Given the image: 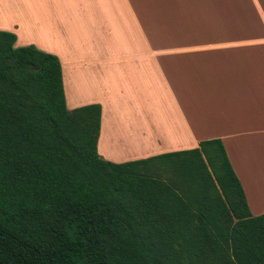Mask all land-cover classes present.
Instances as JSON below:
<instances>
[{
  "label": "trees",
  "instance_id": "trees-1",
  "mask_svg": "<svg viewBox=\"0 0 264 264\" xmlns=\"http://www.w3.org/2000/svg\"><path fill=\"white\" fill-rule=\"evenodd\" d=\"M0 30V264H264L219 138L126 162L101 105L66 106L59 58Z\"/></svg>",
  "mask_w": 264,
  "mask_h": 264
},
{
  "label": "crops",
  "instance_id": "crops-1",
  "mask_svg": "<svg viewBox=\"0 0 264 264\" xmlns=\"http://www.w3.org/2000/svg\"><path fill=\"white\" fill-rule=\"evenodd\" d=\"M263 1L16 0L15 13L0 0V30L16 35V47L33 44L50 53L43 38L66 36L61 50L51 49L61 63L66 106L101 105L97 150L103 159L126 162L219 138L251 213L258 215L264 212L256 200L264 201V181L255 176L261 144L255 138L264 133V61L256 60L253 45L264 36ZM80 7L95 13L90 26L98 25L99 36L76 54L68 25ZM118 10L136 29L130 43L114 48L102 30L118 20ZM26 35L40 37L21 40ZM84 51L92 56H82Z\"/></svg>",
  "mask_w": 264,
  "mask_h": 264
},
{
  "label": "rangeland",
  "instance_id": "rangeland-1",
  "mask_svg": "<svg viewBox=\"0 0 264 264\" xmlns=\"http://www.w3.org/2000/svg\"><path fill=\"white\" fill-rule=\"evenodd\" d=\"M7 1H8L7 3H9L11 5V7H13L14 12L18 13L19 9H18L16 0H7ZM114 1H116V0H114ZM262 3L264 6V1ZM120 7L121 6L119 5L118 8H120ZM260 9L264 10V7L260 8ZM118 11L120 13L117 16L118 20L114 19L112 21V19H111V21L109 23L110 27L108 26V30H102V35L104 37L111 38L108 40V42H111V45L114 48H116L120 45H126V44L130 43V42H128L129 40H127V38H129V36L132 34V30L134 31L136 29V26H134L132 29L133 19L130 17H124L126 15L121 13L122 10H118ZM73 13L75 15V11H73ZM76 15H77V18H76L77 20L76 19L73 21L69 20L68 36L71 33V38L68 40V43L75 47L74 53L78 54L80 52V50L77 51V48L83 49V48L90 47L91 43L94 41V38L96 36H99V27L96 23H95V25L93 24V26H90L93 22H95L94 19L96 18V16H95V13L86 14V8L83 9L80 7L79 12H78V14L76 13ZM75 23H77V25H75ZM103 23H104V21H103ZM49 30L52 31L53 29L51 28ZM109 30H110V34H109ZM54 31H55V29H54ZM72 31H73V33H72ZM36 37H40V36H34V35L20 36L21 40H25V41H29L31 39L34 40V39H36ZM61 37L66 38V36H61ZM61 37L58 35H47L43 38V39H46L45 42H47V45H48L46 47H48V49L51 51V53L55 54L54 52H52L53 50H51V49H55L58 46L59 48L58 47L57 48L59 51L60 47L63 46L61 43H64V41L61 40ZM51 39L56 40L57 42L52 41ZM99 43L101 45V50H104V47L102 46V41H99ZM254 43H255V45H253V46L255 47L254 48L255 52H253V53H254L256 60H258V61L263 60L264 61V36H262L261 39L258 38V40H256V42H254ZM105 44L107 45V43H105ZM82 54H83L82 56H87V57L92 56L90 51H84V52H82ZM262 65H263V68H262V76L261 77L264 78V75H263L264 63ZM66 69H67V67H66ZM69 69H70V66H69ZM78 70H79L78 68L74 69V71H75L74 77L77 78V81L81 80L77 76ZM116 70H117V68H116ZM66 77H67V72H65V78ZM70 77H71V69H70ZM91 78H93V75ZM260 138H261V140L259 139V137L255 138V140L257 141L256 143H258V142L261 143L260 147L257 145V153H258L257 156L258 157L256 156L257 162H255L254 165L255 166L257 165L259 169L256 171L255 176L261 175L260 179H261V181H264V179H263L264 174L262 173V172H264L263 171V169H264V167H263V164H264V133H262ZM108 147H110V145H108ZM117 150L124 151L125 153L130 154V155L131 154H138V153H135L136 149H133V148H129V149L121 148V149H117ZM256 200L259 201L260 203H264V201L262 202V200H258V199H256Z\"/></svg>",
  "mask_w": 264,
  "mask_h": 264
},
{
  "label": "bare ground",
  "instance_id": "bare-ground-1",
  "mask_svg": "<svg viewBox=\"0 0 264 264\" xmlns=\"http://www.w3.org/2000/svg\"><path fill=\"white\" fill-rule=\"evenodd\" d=\"M130 138H132V137H130Z\"/></svg>",
  "mask_w": 264,
  "mask_h": 264
}]
</instances>
